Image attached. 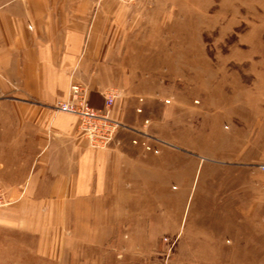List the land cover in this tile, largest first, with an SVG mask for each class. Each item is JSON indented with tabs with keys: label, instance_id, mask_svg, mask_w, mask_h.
<instances>
[{
	"label": "crops",
	"instance_id": "0c3cea01",
	"mask_svg": "<svg viewBox=\"0 0 264 264\" xmlns=\"http://www.w3.org/2000/svg\"><path fill=\"white\" fill-rule=\"evenodd\" d=\"M143 4L0 0V191L9 201L0 225L16 235L15 247L47 264H114L115 248H136L127 233L157 237L177 230L159 212L161 201L173 204L164 185L175 177L188 181L195 163L176 160L173 146L156 154L133 144V129L146 128L168 143L196 133L177 115L166 138L151 116L197 112L206 121L208 55L201 42L193 50L192 35H142ZM75 83L88 89L89 104L98 109L105 107L103 91L117 89L112 114L132 130L119 131L108 148L91 147L79 118L54 109ZM218 151L228 167H208L206 179L217 181L221 194L204 195L212 199L185 236L187 264H240L230 251L256 247L228 237H238L241 200H251L247 211L255 224L256 186L247 168L264 160L240 159L238 147ZM241 182L247 183L243 195L233 190ZM198 249H214L213 255L204 258Z\"/></svg>",
	"mask_w": 264,
	"mask_h": 264
},
{
	"label": "rangeland",
	"instance_id": "374dc122",
	"mask_svg": "<svg viewBox=\"0 0 264 264\" xmlns=\"http://www.w3.org/2000/svg\"><path fill=\"white\" fill-rule=\"evenodd\" d=\"M143 1V26L139 30L142 35H192V48L196 53L200 47L197 44L203 43L202 48L208 55V70L202 73L208 89L207 103L202 104L206 107L207 119L201 124L197 112L185 111L171 114L169 118L159 112L151 116L156 129L166 138L169 122L177 115L182 127L186 119L198 128L186 138L175 135L169 143L161 135L157 136L162 141L160 146H173L178 151L175 159L194 162V169L188 181L175 177L164 185L173 204L163 205L161 201L159 212L170 215L177 230L160 231L157 237L149 233H127L125 238L133 240L136 248H115L112 261L114 264H187L190 249L184 248V240L189 238L185 236L191 226H195L193 221L201 208L212 199L204 195L212 196L218 190L221 194V185L206 179L208 167H228L222 163L224 153L218 150L238 147L240 154H244L240 159L264 160V0ZM194 79L196 84L198 77ZM192 103L200 105L197 101ZM247 171L255 179V224L251 223L247 211L251 200H241L239 234L228 239H238L245 244L254 242V248L237 247L230 252L238 256L240 264H247L251 258L259 264L264 261V172L253 164ZM233 186L241 195L247 190V183ZM3 207L5 205L0 209ZM195 228L199 234L201 228L198 225ZM14 236L0 225V264H47L35 254L31 255L29 249L15 247ZM198 250L203 252L200 256L207 258L213 255L211 250L214 249ZM98 259L105 260L101 255Z\"/></svg>",
	"mask_w": 264,
	"mask_h": 264
},
{
	"label": "built area",
	"instance_id": "2783aa9c",
	"mask_svg": "<svg viewBox=\"0 0 264 264\" xmlns=\"http://www.w3.org/2000/svg\"><path fill=\"white\" fill-rule=\"evenodd\" d=\"M125 4H132L139 0H117ZM151 1V0H149ZM148 3V2H147ZM88 89L78 83L71 85L67 99L59 100L54 105L56 111L74 114L79 118V131L93 148L104 149L112 145L121 130H132L112 114V107L118 95V90L111 88L103 91L105 107L98 109L89 104ZM138 111H142L139 109ZM150 119L144 120V125H150ZM136 137L132 140L135 145H141L146 151L158 154L162 141L146 128L135 130ZM256 167L264 172V163ZM264 189V184H263ZM5 194L0 191V207L7 205Z\"/></svg>",
	"mask_w": 264,
	"mask_h": 264
}]
</instances>
